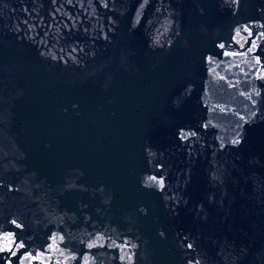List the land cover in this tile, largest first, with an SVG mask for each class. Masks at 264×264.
<instances>
[{
	"label": "water",
	"instance_id": "95a60500",
	"mask_svg": "<svg viewBox=\"0 0 264 264\" xmlns=\"http://www.w3.org/2000/svg\"><path fill=\"white\" fill-rule=\"evenodd\" d=\"M0 264H264V0H0Z\"/></svg>",
	"mask_w": 264,
	"mask_h": 264
}]
</instances>
